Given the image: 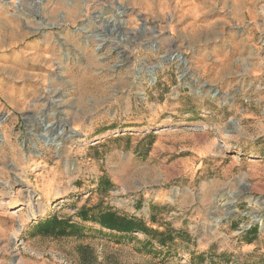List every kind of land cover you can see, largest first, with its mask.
Returning a JSON list of instances; mask_svg holds the SVG:
<instances>
[{
	"label": "rangeland",
	"instance_id": "1",
	"mask_svg": "<svg viewBox=\"0 0 264 264\" xmlns=\"http://www.w3.org/2000/svg\"><path fill=\"white\" fill-rule=\"evenodd\" d=\"M0 206L1 264H264V0H0Z\"/></svg>",
	"mask_w": 264,
	"mask_h": 264
},
{
	"label": "trees",
	"instance_id": "2",
	"mask_svg": "<svg viewBox=\"0 0 264 264\" xmlns=\"http://www.w3.org/2000/svg\"><path fill=\"white\" fill-rule=\"evenodd\" d=\"M113 187V183L106 177L101 178L98 181V191L107 193ZM80 218L86 222H90L99 226V232L104 235L116 236L118 240H133L135 234H144L150 238V241L146 242V245L157 247L160 250H165V255H171L175 249L179 247L178 240L190 241L192 238L185 230H177L175 227L166 224L164 230L154 229L147 225V223L137 217H130L121 215L115 210L97 211L93 213L89 210L87 213L85 210H81ZM155 222V218H151ZM79 228L70 226L69 221H61L58 217H52L43 223H39L37 231L43 232L47 235H56L65 237L72 234L73 231H77ZM194 242V241H192ZM195 243V242H194ZM192 263L198 260L200 264H205L207 258L204 254L195 255L191 252ZM209 264H215L213 260H210Z\"/></svg>",
	"mask_w": 264,
	"mask_h": 264
},
{
	"label": "crops",
	"instance_id": "3",
	"mask_svg": "<svg viewBox=\"0 0 264 264\" xmlns=\"http://www.w3.org/2000/svg\"><path fill=\"white\" fill-rule=\"evenodd\" d=\"M0 208H1V206H0ZM3 214H4V211H0V216H2ZM13 219H14L13 216H7V215L4 218L0 217V240L2 238V234L4 233V231H10L11 228L14 226V220ZM1 245H2V242L0 241V246ZM14 263H16V261Z\"/></svg>",
	"mask_w": 264,
	"mask_h": 264
}]
</instances>
